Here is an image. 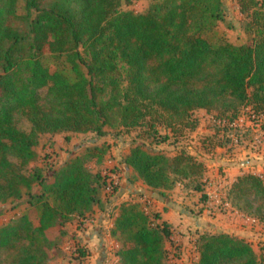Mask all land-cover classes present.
Listing matches in <instances>:
<instances>
[{
  "label": "trees",
  "instance_id": "obj_1",
  "mask_svg": "<svg viewBox=\"0 0 264 264\" xmlns=\"http://www.w3.org/2000/svg\"><path fill=\"white\" fill-rule=\"evenodd\" d=\"M18 1L0 0V203L27 191L37 224L23 214L0 227V264H48L65 225L91 214L107 186L106 176L91 174L77 158L50 182L37 172L24 174L40 135L103 136L106 128H135L147 117L175 130L197 110L235 119L241 107H250L264 116V9L257 0H237L249 18V43L242 45H212L195 29L209 0H153L142 14L119 12L122 0H80L78 12L68 0H22L25 16L17 13ZM46 54L66 56L74 78L44 66ZM118 62L125 67L124 84ZM22 119L31 125L28 133L18 128ZM124 162L152 191L171 188V174L181 182L202 170L185 152L166 157L138 145ZM34 184L36 193L30 192ZM228 196L249 207L253 201L264 214V182L257 175L237 176ZM154 219L151 224L137 203L118 207L110 229L119 243L116 264H164L171 232L158 213ZM55 228L58 234L50 239ZM196 249L194 264H264L249 243L226 233L200 234Z\"/></svg>",
  "mask_w": 264,
  "mask_h": 264
},
{
  "label": "rangeland",
  "instance_id": "obj_2",
  "mask_svg": "<svg viewBox=\"0 0 264 264\" xmlns=\"http://www.w3.org/2000/svg\"><path fill=\"white\" fill-rule=\"evenodd\" d=\"M152 1L132 0L126 4L122 0L118 10L142 14ZM257 1L264 9V0ZM67 3L76 12L82 6L80 0H68ZM17 13L26 15L22 0L17 3ZM248 20V16L239 11L237 0H209L201 27L195 29L212 45L225 42L248 44L250 36L245 31ZM20 28L28 27L23 24ZM79 52L82 60L87 61L88 57L81 48ZM42 63L50 69H57L69 80L74 78L66 56L46 54ZM79 67L85 74L82 62ZM117 72L121 84H124L125 67L122 63H117ZM263 124L262 114H257L250 107H241L235 119L230 115L222 119L216 112L194 111L184 121L175 124V130L168 129L162 120L154 122L153 118L147 117L135 128H106L103 136L75 132L40 135L33 147L36 157L22 168L24 174L37 172L50 182L54 172L66 168L77 158L91 174L106 176V182L112 185L109 190H100V203L91 214L85 218H73L65 225L66 235L57 242L56 249L49 252L48 264H116L119 243L118 239L110 236V229L118 207L127 203H137L148 214L151 224H156L152 219L157 212L163 220L170 222L171 236L166 243L164 264H194L198 257V236L222 233L212 225L215 219L223 222L228 219L235 222L236 227L246 229V234L238 238L249 243L257 257L264 261V214L256 212L253 201L249 207L244 201H233L228 196L230 184L237 175L252 173L264 182ZM18 128L28 133L31 125L22 119ZM165 136L167 140L164 141ZM137 145L145 152L166 157L185 152L202 164V170L180 179L181 182L179 176L171 174L170 178L175 180L171 188L152 191L124 162L128 152ZM10 160L19 162L15 158ZM196 187L200 190L194 189ZM37 191L34 184L30 192ZM26 192L18 200L0 203V227L23 214H28L37 224L36 212L27 203ZM47 199L55 205L53 196L48 195ZM170 204L179 206L175 207V216L183 214L188 220L189 225L185 229L173 227L171 216L166 214L172 211ZM190 223L197 225L190 229ZM57 234L58 228H55L49 233V238ZM79 249L84 251L83 257L78 256Z\"/></svg>",
  "mask_w": 264,
  "mask_h": 264
},
{
  "label": "crops",
  "instance_id": "obj_3",
  "mask_svg": "<svg viewBox=\"0 0 264 264\" xmlns=\"http://www.w3.org/2000/svg\"><path fill=\"white\" fill-rule=\"evenodd\" d=\"M239 176V175H237ZM236 176V177H237ZM235 177V179H236ZM235 179L232 181V183L235 181ZM231 183V184H232ZM231 184H230V187H231ZM146 186V185H145ZM147 187V186H146ZM148 188V187H147ZM149 189V188H148ZM151 190V189H150ZM172 206V211H168L166 214L168 215V217L171 216V219L173 220V227L175 229H185L184 227H186L187 225H189L188 223V220H186V218L183 216V214L181 215H174V211H175V207H179L178 205L176 204H170ZM95 208V207H94ZM171 212V213H170ZM173 212V213H172ZM158 213V212H157ZM159 214V213H158ZM160 215V214H159ZM175 216V217H174ZM160 218H161V215H160ZM162 221L166 222L168 225L170 222H167L166 220H163L161 218ZM202 220H205L204 218ZM212 225L214 227H217L219 230L222 231V233H226V234H230V235H234V236H237V237H242L241 235H244L246 234V229L244 228H241V227H236V224L235 222L232 223L231 220H228L226 222H223V221H218V219H215L213 220L212 222ZM195 225L197 224H194V223H190V226L192 229L193 226L195 227Z\"/></svg>",
  "mask_w": 264,
  "mask_h": 264
},
{
  "label": "built area",
  "instance_id": "obj_4",
  "mask_svg": "<svg viewBox=\"0 0 264 264\" xmlns=\"http://www.w3.org/2000/svg\"><path fill=\"white\" fill-rule=\"evenodd\" d=\"M110 182H107V186H106V190H109V189H111L112 188V185L111 184H109ZM111 186V187H110Z\"/></svg>",
  "mask_w": 264,
  "mask_h": 264
}]
</instances>
